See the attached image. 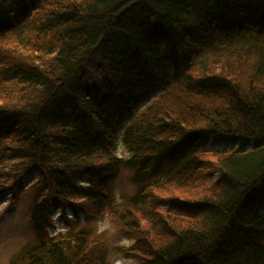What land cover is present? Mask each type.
Instances as JSON below:
<instances>
[{"label":"trees","instance_id":"obj_1","mask_svg":"<svg viewBox=\"0 0 264 264\" xmlns=\"http://www.w3.org/2000/svg\"><path fill=\"white\" fill-rule=\"evenodd\" d=\"M31 174L10 264H264V0H0V199Z\"/></svg>","mask_w":264,"mask_h":264},{"label":"rangeland","instance_id":"obj_2","mask_svg":"<svg viewBox=\"0 0 264 264\" xmlns=\"http://www.w3.org/2000/svg\"><path fill=\"white\" fill-rule=\"evenodd\" d=\"M117 149L120 155L128 153L121 143ZM132 174V170L122 169L112 181L111 189L116 200H121L124 195L133 193ZM30 176L32 179L27 184L14 188L12 193H8L0 199V264H10L12 255L20 251L27 242H34L36 239L32 209L41 195H47V191L38 182L37 174ZM67 212L73 215L72 212ZM53 217L50 233L58 232L65 227L60 210H57ZM79 218L83 224L97 227L100 231L105 232L111 247L130 245L135 240L133 234L123 230L111 219L109 214L102 216L81 214ZM106 264H127V258L114 250L110 253Z\"/></svg>","mask_w":264,"mask_h":264}]
</instances>
